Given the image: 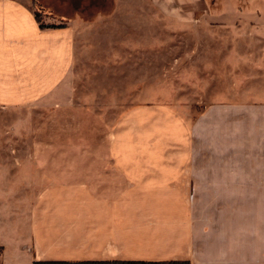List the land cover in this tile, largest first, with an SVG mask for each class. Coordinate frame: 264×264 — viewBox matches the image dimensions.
I'll use <instances>...</instances> for the list:
<instances>
[{"label":"crops","instance_id":"crops-1","mask_svg":"<svg viewBox=\"0 0 264 264\" xmlns=\"http://www.w3.org/2000/svg\"><path fill=\"white\" fill-rule=\"evenodd\" d=\"M147 1L181 27L234 29L229 16L255 11L264 20V0L254 11L248 8L254 0ZM35 14L33 0H0V107L40 105L52 115L51 138H35L32 152L40 181L31 187L40 193L27 212L26 232L17 231L19 222L1 230L0 264H264V199L253 220L244 199L236 228L226 234L191 212L183 192L203 180L195 170L200 120L190 123L170 107L148 111L145 119L134 110L131 129H122L121 116L111 136L97 115L70 102L78 21L41 27ZM139 125L148 129L138 133ZM253 158L264 190V138ZM249 178L250 184L251 168ZM124 189L182 196L124 199Z\"/></svg>","mask_w":264,"mask_h":264},{"label":"rangeland","instance_id":"rangeland-1","mask_svg":"<svg viewBox=\"0 0 264 264\" xmlns=\"http://www.w3.org/2000/svg\"><path fill=\"white\" fill-rule=\"evenodd\" d=\"M33 2L44 25L78 21L70 102L97 115L111 136L121 116L122 129H131L134 110L145 119L148 111L170 107L190 123L200 120L194 138H202L195 144L202 155L195 170L203 180L197 190L183 192L191 212L201 217L198 223L225 234L236 228L244 199L251 201L245 205L251 220L258 215L264 199L259 160L253 158L258 138H264V20L258 11L229 16L234 29H206L175 25L153 12L147 0ZM262 6L254 0L248 8ZM51 121V109L44 106L0 107V233L8 222H19L17 231L26 232L27 212L40 193L31 187L40 181L31 164L39 146L34 140L51 138ZM181 196L121 192L124 199Z\"/></svg>","mask_w":264,"mask_h":264},{"label":"trees","instance_id":"trees-1","mask_svg":"<svg viewBox=\"0 0 264 264\" xmlns=\"http://www.w3.org/2000/svg\"><path fill=\"white\" fill-rule=\"evenodd\" d=\"M35 17H36V19L38 20V14L36 13L35 14ZM39 21V20H38ZM40 26L41 27H54V26H56L55 24H50V25H44V24H40ZM47 263H49V264H57V263H66V262H47ZM121 264H149V263H151V264H154L155 262H146V261H121L120 262Z\"/></svg>","mask_w":264,"mask_h":264}]
</instances>
